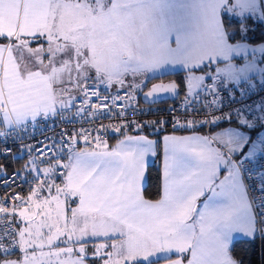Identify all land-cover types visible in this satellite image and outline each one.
<instances>
[{"label": "crops", "instance_id": "obj_1", "mask_svg": "<svg viewBox=\"0 0 264 264\" xmlns=\"http://www.w3.org/2000/svg\"><path fill=\"white\" fill-rule=\"evenodd\" d=\"M77 3L0 0V35L8 38L0 42V131L39 116L54 117L74 100H67L76 80L69 60L78 43L87 51L92 39ZM204 7L191 2L153 6L151 12L160 22L168 12L171 21L192 25L195 12ZM217 12L221 23L226 12ZM77 28H84L83 37H77ZM168 42L175 46L173 37ZM229 127L238 128L162 136L161 197L156 201L143 197L146 168L156 150L155 141L144 134L124 137L111 148L78 146L65 156L67 171L59 184L53 181L54 162L43 164L41 171L27 164L24 179L46 182L25 191L16 204L21 251L0 264H237L228 248L248 239L241 233L256 224L239 175L221 189L226 150L206 139Z\"/></svg>", "mask_w": 264, "mask_h": 264}, {"label": "snow or ice", "instance_id": "obj_2", "mask_svg": "<svg viewBox=\"0 0 264 264\" xmlns=\"http://www.w3.org/2000/svg\"><path fill=\"white\" fill-rule=\"evenodd\" d=\"M225 12L221 23H231V18L235 16V21L240 24L242 39L238 41L235 33L224 30L216 41V50L212 55L182 65V68L187 69L184 112L189 107L197 113L202 109L204 116L210 117L202 121V126H218L222 123L231 125L233 121L238 126L236 129L229 127L206 139L218 141L219 147L226 150L222 156L221 170L227 175L220 183L221 189L229 187L234 174L239 175L244 183L255 224L260 227L241 234L247 236L249 242H254L264 238V41L253 46L247 40L246 21L251 19L264 24V0H228ZM237 59L240 64L235 63ZM198 70L201 74L195 75ZM194 88L198 90L194 91ZM154 92L179 95L175 83L162 85ZM224 93L228 94V102L232 105L227 107V111L224 110ZM237 94L240 99L236 98ZM29 124L31 127L23 125L18 131L11 126L7 131H0V144L6 145L9 139L17 143L34 137L38 127L31 121ZM3 128L4 122L0 120V129ZM66 134L61 131L58 138L45 137L40 142V149H44L46 144L58 143L60 137ZM23 151L30 152L31 149L23 146ZM7 152L10 149H0V155ZM7 254L0 252V261Z\"/></svg>", "mask_w": 264, "mask_h": 264}, {"label": "rangeland", "instance_id": "obj_3", "mask_svg": "<svg viewBox=\"0 0 264 264\" xmlns=\"http://www.w3.org/2000/svg\"><path fill=\"white\" fill-rule=\"evenodd\" d=\"M77 1L86 24L91 26L86 35H92V39L87 51L78 43L72 58L68 59L76 73L74 90L67 94L68 102L79 97L87 86L126 88L132 97H137L142 86H137V82L141 80L178 70L186 71L187 77V69L182 65L195 63L215 52L216 43L209 40L216 42L223 33L217 10L224 8L225 11L228 4V0H176L175 5L173 0ZM191 2L198 7L205 6L195 12L192 25L171 21V16L166 17L168 12L163 13L160 22L151 12L153 6H186ZM77 29V37L78 34L83 37L84 28ZM170 37L175 46L168 42ZM189 39L200 43L191 44ZM235 63L240 64V60ZM28 166L41 171L44 165L28 161ZM12 263L14 260L8 264Z\"/></svg>", "mask_w": 264, "mask_h": 264}, {"label": "built area", "instance_id": "obj_4", "mask_svg": "<svg viewBox=\"0 0 264 264\" xmlns=\"http://www.w3.org/2000/svg\"><path fill=\"white\" fill-rule=\"evenodd\" d=\"M237 99L240 96L236 95ZM225 111L229 104L228 94L224 93ZM185 108V94L177 97L172 104L157 103L152 105L140 104L137 97H132L126 88L110 90L106 88L87 86L81 95L75 98L69 106L61 109L54 117L39 116L32 123L38 127L34 137L14 143L11 139L7 144H0V149H10L0 158L15 152L22 154L28 161L37 165L49 162L55 163V184L62 182L67 171L65 156L71 154L78 146L97 147L105 145L109 138L121 131H135L144 122L166 126L172 130L181 128H203L208 133L209 127L202 126L205 117L203 110L193 112L191 107ZM191 121V124L186 122ZM23 125L13 126L17 131ZM61 131L67 134L60 137L59 142L44 145L40 149V142L45 137L58 138ZM23 146L31 149L23 151ZM46 181L42 179H24L19 170L6 171L0 175V252L7 255L21 251V241L17 223L13 214L16 204L22 194L28 189L42 186ZM245 192V186L242 182ZM246 195V194H245ZM247 198V196H246ZM248 199V198H247ZM260 227L256 225V228ZM264 241V238H259Z\"/></svg>", "mask_w": 264, "mask_h": 264}, {"label": "trees", "instance_id": "obj_5", "mask_svg": "<svg viewBox=\"0 0 264 264\" xmlns=\"http://www.w3.org/2000/svg\"><path fill=\"white\" fill-rule=\"evenodd\" d=\"M223 14L222 16H224ZM222 19V18H221ZM233 22L223 21V27L228 33H235L236 39L239 41L242 39L240 34V24L236 22V18H231ZM246 25L248 27L247 40L252 43H259L264 41V24L258 23L254 20H247ZM0 42L7 43L8 38L0 35ZM199 72V70L197 71ZM185 71H177L168 73L161 76H156L149 78L143 86L140 87V92H144L148 87L156 82L174 81L179 86V95L177 97L183 96L185 94ZM137 100L141 104L140 94L137 96ZM165 104H172V102H164ZM228 126L238 127L233 121L231 125L228 123H222L220 125L210 126L208 132H213L219 128H225ZM191 133H201L206 134L203 128H181L172 130L166 126H160L148 122H144L135 131H121L120 133L113 135L109 138L107 144L108 148H111L117 141L134 134H144L155 141V158L151 164L146 168V185L143 188V197L150 201L159 200L161 197V166H162V145L161 138L165 134H191ZM28 160L19 152H15L9 156L0 158V171H12L19 170L22 172V176L25 173ZM20 253V252H19ZM19 253L12 255H6L5 258L16 256ZM228 254L232 260L237 264H264V241H259L256 239L254 242H249L248 239H238L231 243L228 248ZM90 264V260H87ZM129 264H146V263H129ZM153 264V263H148Z\"/></svg>", "mask_w": 264, "mask_h": 264}, {"label": "water", "instance_id": "obj_6", "mask_svg": "<svg viewBox=\"0 0 264 264\" xmlns=\"http://www.w3.org/2000/svg\"><path fill=\"white\" fill-rule=\"evenodd\" d=\"M168 83H175L174 81H165V82H156L151 84L148 89L140 94V101L142 104L145 105H152L157 103H163V102H173L177 98L176 93H157L155 94L154 90L159 89L162 85H166ZM179 91V86H178ZM145 97H148L145 99Z\"/></svg>", "mask_w": 264, "mask_h": 264}]
</instances>
